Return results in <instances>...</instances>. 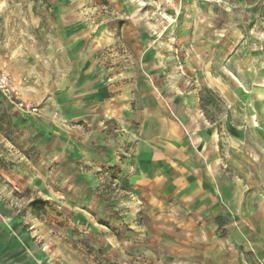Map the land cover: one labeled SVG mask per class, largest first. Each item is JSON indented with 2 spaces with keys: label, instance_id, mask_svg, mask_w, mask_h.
Returning a JSON list of instances; mask_svg holds the SVG:
<instances>
[{
  "label": "rangeland",
  "instance_id": "374dc122",
  "mask_svg": "<svg viewBox=\"0 0 264 264\" xmlns=\"http://www.w3.org/2000/svg\"><path fill=\"white\" fill-rule=\"evenodd\" d=\"M102 28L113 32L100 55L106 70L140 72L173 99L194 94L216 128L218 164L226 177L237 176L245 196L238 211L216 218L215 229L205 225L203 243L184 238L185 228L194 229L181 223L188 216L183 200L174 203V220L156 219V206L125 188L117 166L98 169L96 180L77 177L73 189L54 166H20L23 157L38 156L24 149V116L39 117L47 105V98L24 99L23 90L47 94L63 46ZM0 73L18 90L17 98L0 90V169L40 175L27 185L8 182L10 195L0 192L1 213L15 219L0 222V264H261L264 0H0Z\"/></svg>",
  "mask_w": 264,
  "mask_h": 264
},
{
  "label": "crops",
  "instance_id": "0c3cea01",
  "mask_svg": "<svg viewBox=\"0 0 264 264\" xmlns=\"http://www.w3.org/2000/svg\"><path fill=\"white\" fill-rule=\"evenodd\" d=\"M32 18L38 25L39 17ZM69 18L65 22L73 25L74 19ZM87 31L84 42L75 44L83 37L76 35L73 44L63 46L64 62H59L47 94L38 87L36 95L23 90L24 99L41 102L47 98V105L39 117L24 116L23 131L30 135L24 149L38 156L35 161L23 157L20 166L35 165L36 171L54 166L61 182H71L69 189L75 187L72 181L77 177L96 180L98 169L117 166L123 170L118 180L125 188L156 206V219L168 214L174 220V203L183 200L188 216L181 223L194 229L191 234L185 228L184 238L203 243L205 225L215 229L216 218L238 211L239 198L245 196L237 176L226 177L218 164L220 140L215 126L201 116L194 94H178L173 99L153 90L139 77L140 72L128 71V75L120 73V68L116 73L106 70L100 55L113 32ZM5 142L15 148L7 138ZM11 171L0 169L1 193H12L8 182L21 186L40 177L32 171L31 175ZM55 190L62 195V188ZM5 208L0 201V222L14 224V218L3 216ZM150 209L148 205L145 211L149 214ZM162 221L157 220L158 226ZM256 229L264 239V218ZM256 257L264 264V257Z\"/></svg>",
  "mask_w": 264,
  "mask_h": 264
},
{
  "label": "built area",
  "instance_id": "2783aa9c",
  "mask_svg": "<svg viewBox=\"0 0 264 264\" xmlns=\"http://www.w3.org/2000/svg\"><path fill=\"white\" fill-rule=\"evenodd\" d=\"M0 90L3 91L5 94H8L10 98H17L18 90L17 87H15L12 83V81L9 78V75L0 73ZM20 106H23V103L19 104ZM33 111L36 110V108H32Z\"/></svg>",
  "mask_w": 264,
  "mask_h": 264
}]
</instances>
